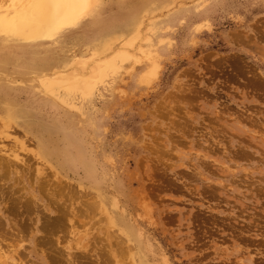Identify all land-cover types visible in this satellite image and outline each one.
<instances>
[{
  "label": "rangeland",
  "instance_id": "obj_1",
  "mask_svg": "<svg viewBox=\"0 0 264 264\" xmlns=\"http://www.w3.org/2000/svg\"><path fill=\"white\" fill-rule=\"evenodd\" d=\"M89 11L0 32V264H264V0Z\"/></svg>",
  "mask_w": 264,
  "mask_h": 264
},
{
  "label": "bare ground",
  "instance_id": "obj_2",
  "mask_svg": "<svg viewBox=\"0 0 264 264\" xmlns=\"http://www.w3.org/2000/svg\"><path fill=\"white\" fill-rule=\"evenodd\" d=\"M96 2L97 0H11V4H10L11 10L10 11L8 10L0 11V32L2 33L14 32L16 34L23 35L27 39H34L39 35L41 36L45 35V36L50 37L53 33L57 32L61 28H64L65 26H71V25L76 24L77 20H80L83 15H85L89 10H91L92 7L96 4ZM97 72H98L97 69L94 70V73L97 74ZM98 74H100V72ZM68 77L72 78L73 76H68ZM56 78H58V76ZM56 78H54L53 80H56ZM66 79L68 80L69 78H66ZM59 80L60 81L59 82L57 81V84H62L63 79H59ZM85 80L88 81L87 79ZM83 82L85 83V81L83 80L82 81L77 80V82L71 81L70 83L66 84L67 85L66 89L75 91V90H79L80 88H83V86L87 87L85 86ZM6 109H7L6 110L7 119H10V120L17 119L18 114H19L18 108L8 107ZM21 143H23V141ZM13 158L14 159L17 158L16 155H13ZM2 160H5V159H2ZM7 163L8 162L6 161H3V162L0 161V170L6 171V168L8 167ZM89 206L91 207V205ZM91 208H93V205ZM91 211L93 212V210ZM64 213H65L64 210L63 212L61 211L58 214L57 218L61 217L65 219L66 215ZM57 220L61 221L60 219H57ZM51 225L47 227H51ZM47 229L50 231V233H52L49 228Z\"/></svg>",
  "mask_w": 264,
  "mask_h": 264
}]
</instances>
